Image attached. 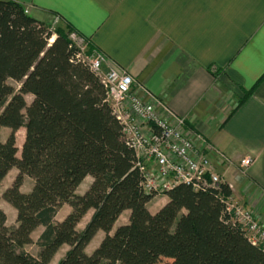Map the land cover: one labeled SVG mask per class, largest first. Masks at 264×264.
<instances>
[{
    "label": "trees",
    "instance_id": "16d2710c",
    "mask_svg": "<svg viewBox=\"0 0 264 264\" xmlns=\"http://www.w3.org/2000/svg\"><path fill=\"white\" fill-rule=\"evenodd\" d=\"M72 33L82 37L70 25L52 29L24 5L0 0V130L11 131L0 141V188L18 171L3 194L16 210L15 227L0 208V264H51L63 246L69 250L59 264H264V249L227 212L232 190L225 182L200 190L180 183L166 191L158 212L149 210L156 193L145 190L136 153L99 77L77 59ZM94 50L88 42L86 54ZM23 128L19 157L16 134ZM24 177L34 182L29 193L21 191ZM87 177L92 182L78 194ZM66 205L70 212L57 221ZM126 211L128 223L116 227ZM40 227L34 256L25 247ZM99 232L104 238L87 253Z\"/></svg>",
    "mask_w": 264,
    "mask_h": 264
},
{
    "label": "crops",
    "instance_id": "0c3cea01",
    "mask_svg": "<svg viewBox=\"0 0 264 264\" xmlns=\"http://www.w3.org/2000/svg\"><path fill=\"white\" fill-rule=\"evenodd\" d=\"M13 1L47 25H70L130 73L143 102L155 97L184 119L197 147L205 139L231 157V166L214 158L218 172L264 224V0ZM246 157L254 162L244 172ZM156 199L153 213L168 201L157 195L149 210Z\"/></svg>",
    "mask_w": 264,
    "mask_h": 264
},
{
    "label": "built area",
    "instance_id": "2783aa9c",
    "mask_svg": "<svg viewBox=\"0 0 264 264\" xmlns=\"http://www.w3.org/2000/svg\"><path fill=\"white\" fill-rule=\"evenodd\" d=\"M70 38L81 50L77 59L87 64L104 85L107 101L123 126L124 140L136 153L137 166L144 174L148 193L165 194L180 183L192 185L195 190L218 189L224 183L214 158L222 166H231V157L205 139H200L201 147H197L182 129L184 119L176 117L157 98L152 97V103H145L134 93L133 89L139 85L127 70L110 62L100 51L86 54L88 42L85 38L75 33ZM156 107L170 118L160 117ZM253 162L252 157L244 158L240 163L242 171H247ZM226 209L249 241L264 249L261 220L232 198L226 201Z\"/></svg>",
    "mask_w": 264,
    "mask_h": 264
},
{
    "label": "rangeland",
    "instance_id": "374dc122",
    "mask_svg": "<svg viewBox=\"0 0 264 264\" xmlns=\"http://www.w3.org/2000/svg\"><path fill=\"white\" fill-rule=\"evenodd\" d=\"M49 26H51L52 29L57 28V27H63L62 24L59 22V20H55L53 23H49ZM77 39V38H76ZM53 41V40H52ZM51 41V42H52ZM78 42V40H76ZM88 49V46L86 48V50ZM9 84H11L13 87H15L17 90L20 88L19 84L16 83L15 81L10 80ZM26 101L28 104L31 103L32 101V96H27L26 97ZM11 133L10 129L7 128H3L0 130V141H5L7 139V137L9 136V134ZM17 146L19 148V157H20V153L22 150V146L24 144V139H25V129H20L17 134ZM18 175V171L17 169H12L9 174L6 176V178L4 179L2 186L0 188V208L6 213L7 215V226L12 228L15 227L17 225V213L16 210L12 207V205H10L7 201L4 200L3 198V194L4 192L7 190V188H9V186L12 185V183L15 181V178ZM91 182V178L86 179L83 184L80 187V190L78 192V194H83L85 193V191L88 189L89 187V183ZM33 180L30 179L29 177H24V182L23 185L21 187V191L25 192H30L32 190L33 187ZM161 204V201L158 199L154 200V203L151 204L150 206V211L153 213L156 211L157 207H159V205ZM246 207V206H245ZM247 208V207H246ZM249 209V208H247ZM250 210V209H249ZM70 212V207L69 206H64L62 208V210H60V212L58 213L56 220L57 221H61L63 220V218ZM93 215V211H90L85 218L82 220V222L79 224L78 229L79 230H83L84 227L86 226V224L89 222V220L91 219ZM129 212H124L123 215L120 217V219L118 220L116 227L127 224L128 220H129ZM44 228L40 227L38 228L34 234H33V240L34 243L32 245L26 246L25 247V251H27L28 253L36 256L39 252V247L36 244V242L38 241L39 236L41 235V233L43 232ZM105 233L103 232H99L96 237L93 239V241L90 243V245L87 247L86 251L87 253H91L93 252L100 244V242L102 241V239L104 238ZM69 250L68 246H64L62 247L58 254L56 255V259L54 260V262H52V264H59L60 260L64 257V255L66 254V252ZM156 264H170L169 260L166 259H160L157 261Z\"/></svg>",
    "mask_w": 264,
    "mask_h": 264
}]
</instances>
